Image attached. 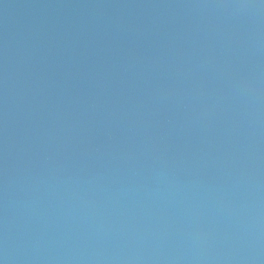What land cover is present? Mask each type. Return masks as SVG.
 Instances as JSON below:
<instances>
[{"label": "water", "instance_id": "95a60500", "mask_svg": "<svg viewBox=\"0 0 264 264\" xmlns=\"http://www.w3.org/2000/svg\"><path fill=\"white\" fill-rule=\"evenodd\" d=\"M0 264H264V0H0Z\"/></svg>", "mask_w": 264, "mask_h": 264}]
</instances>
